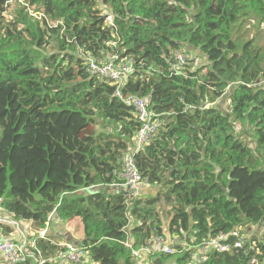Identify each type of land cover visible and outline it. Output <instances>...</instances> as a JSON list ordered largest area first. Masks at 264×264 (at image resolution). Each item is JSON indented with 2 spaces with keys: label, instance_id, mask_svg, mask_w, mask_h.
I'll return each instance as SVG.
<instances>
[{
  "label": "trees",
  "instance_id": "obj_1",
  "mask_svg": "<svg viewBox=\"0 0 264 264\" xmlns=\"http://www.w3.org/2000/svg\"><path fill=\"white\" fill-rule=\"evenodd\" d=\"M9 1L0 0V210L10 225L28 222L29 236L45 229L44 261L14 264H264V233L250 229L264 225V0H24L7 14ZM183 48L205 63L187 57L173 70ZM108 51L134 60L122 90L160 115L133 153L152 195L116 185L140 124L80 55ZM226 94L225 111L216 102ZM73 221L79 239L63 234ZM235 229L248 234L242 248L200 262L182 247L143 263L132 253L152 235L233 243ZM68 245L84 249L82 262Z\"/></svg>",
  "mask_w": 264,
  "mask_h": 264
},
{
  "label": "built area",
  "instance_id": "obj_2",
  "mask_svg": "<svg viewBox=\"0 0 264 264\" xmlns=\"http://www.w3.org/2000/svg\"><path fill=\"white\" fill-rule=\"evenodd\" d=\"M106 21L111 22L109 19ZM85 60V67L89 74L100 78L102 81L108 82L115 86L114 95L124 104L130 106L140 124L135 135L134 144L124 154L122 158V168L119 176L123 179L122 183L116 184L127 189L128 192L135 196L139 194L140 187L146 182L142 178L135 162L133 153L143 149L144 145L150 141L156 134L161 125L160 115L148 107L149 97H139L136 95L125 94L122 87L129 75L134 71V60L132 58L119 59L115 52L108 51L104 56L96 58L91 53H80ZM175 63L172 64V69L177 70L178 67L186 63L187 56L181 51H176L174 54ZM236 237L233 243L223 242L227 235L219 234L214 238L203 239L197 244H193L194 238L189 242L179 235H169L167 239L163 235H152L148 239L146 245L139 249H133L132 253L135 256L137 263H143L146 259L153 257L156 254H173L177 252L178 247L184 250H191V258L194 262H200L205 259L206 255L211 250L227 251L232 249H240L249 237L241 229H235L233 232ZM37 236L45 237V229L39 231L38 234H25L20 241L13 239L11 235L0 234V258L4 264H14L25 262L27 260L42 263L44 260L40 258V250L36 245ZM174 236L175 240H171ZM249 247L258 253V249L253 242ZM83 248H73L68 245V258L74 263L82 262L84 255ZM178 253V252H177ZM63 256V252L58 254ZM250 263L257 264V258L253 256Z\"/></svg>",
  "mask_w": 264,
  "mask_h": 264
},
{
  "label": "rangeland",
  "instance_id": "obj_3",
  "mask_svg": "<svg viewBox=\"0 0 264 264\" xmlns=\"http://www.w3.org/2000/svg\"><path fill=\"white\" fill-rule=\"evenodd\" d=\"M20 4L21 5H28L27 3H24V0H10L9 1V5H11V6H9L7 8V10H6L7 14L12 13L13 10H15L16 8H19L18 6H20ZM28 8H30V9H28V12H29L30 15H34V16H37V17L41 16V13L37 14V13H34V12L31 11V9L33 10L34 8H31L30 6H28ZM260 43H263V42L260 41ZM179 51H181L187 57L193 58L192 62H190V63L188 62L189 66L204 64L205 61H206L205 56H203L202 54L200 55L198 51L193 50V51L190 52L186 48H183V49H181ZM228 97H229L228 94L224 95L219 100H217L216 105L223 107L224 110L226 111L227 110ZM241 131H243V129H241ZM242 137L246 141H248L249 143H252V142H250L253 139L252 135H251V131H250V133L249 132L248 133L244 132ZM156 190H157V187H154V189H152V191H151L152 193L150 195L154 194L156 192ZM1 212H3V211L0 210V214H1ZM167 222H168V218L166 217V215H164V217H163V228H167ZM71 224H77L78 226H80L78 221H73V222H71ZM25 225H27V224H25ZM248 226H250V224H247V227ZM250 229L254 230L253 232L258 234V235H261L262 233H264V225H262V224L254 225ZM165 231H168V230L165 229ZM76 235H78V233H76ZM171 240H175L174 236H171Z\"/></svg>",
  "mask_w": 264,
  "mask_h": 264
},
{
  "label": "crops",
  "instance_id": "obj_4",
  "mask_svg": "<svg viewBox=\"0 0 264 264\" xmlns=\"http://www.w3.org/2000/svg\"><path fill=\"white\" fill-rule=\"evenodd\" d=\"M113 186L116 187V185H113ZM154 187L155 186L148 185L145 182L140 187L139 193H140V195L148 196L152 193L151 191H152V189H154ZM111 191H112V187H111ZM2 215H4V212H1V214H0V223H4V224L10 226V231L7 234L11 235L13 237V239H15L16 241H20L22 239L21 238L22 236H24L25 234H28L27 231L30 230L28 222H22V225H19V224L18 225H10L7 223V221L4 220L5 217ZM25 224H27V225H25ZM74 225L75 224H71V223L67 224V225L63 224V234H65L66 238H67V235H71L72 237L77 238V239L81 238V236H82L81 226H78L76 228V231L71 232L74 229ZM58 229H59L58 221L55 218H53V220H51V222L49 224H47V230H49V232H47V233L54 236L53 233H55ZM0 231H1V228H0ZM66 233H69V234H66ZM76 233H78V235H76Z\"/></svg>",
  "mask_w": 264,
  "mask_h": 264
},
{
  "label": "water",
  "instance_id": "obj_5",
  "mask_svg": "<svg viewBox=\"0 0 264 264\" xmlns=\"http://www.w3.org/2000/svg\"><path fill=\"white\" fill-rule=\"evenodd\" d=\"M108 188H109V187H108ZM109 189H110V188H109ZM87 190H88V191H91V190H92V188H87Z\"/></svg>",
  "mask_w": 264,
  "mask_h": 264
}]
</instances>
